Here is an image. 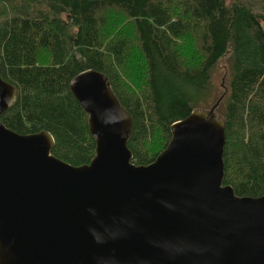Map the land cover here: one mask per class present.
Listing matches in <instances>:
<instances>
[{"label": "trees", "instance_id": "16d2710c", "mask_svg": "<svg viewBox=\"0 0 264 264\" xmlns=\"http://www.w3.org/2000/svg\"><path fill=\"white\" fill-rule=\"evenodd\" d=\"M85 71L106 76L131 116L136 166L165 149L171 125L220 100L223 185L264 196V0H0V77L16 92L0 122L48 133L51 155L74 167L95 148L69 90Z\"/></svg>", "mask_w": 264, "mask_h": 264}, {"label": "water", "instance_id": "95a60500", "mask_svg": "<svg viewBox=\"0 0 264 264\" xmlns=\"http://www.w3.org/2000/svg\"><path fill=\"white\" fill-rule=\"evenodd\" d=\"M69 90L95 143L88 165L53 157L46 132L0 122V264H264V196L223 185L220 100L171 125L165 149L136 166L133 122L107 77L85 71ZM15 95L0 77V117Z\"/></svg>", "mask_w": 264, "mask_h": 264}, {"label": "rangeland", "instance_id": "374dc122", "mask_svg": "<svg viewBox=\"0 0 264 264\" xmlns=\"http://www.w3.org/2000/svg\"><path fill=\"white\" fill-rule=\"evenodd\" d=\"M222 68V66L217 70V75L219 76V78H220V76L222 77V74H223V69H221ZM126 74H127V72H126ZM216 83H218V82H216Z\"/></svg>", "mask_w": 264, "mask_h": 264}]
</instances>
